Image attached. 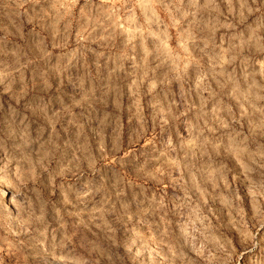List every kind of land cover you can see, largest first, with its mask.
Wrapping results in <instances>:
<instances>
[{
  "label": "clouds",
  "instance_id": "obj_1",
  "mask_svg": "<svg viewBox=\"0 0 264 264\" xmlns=\"http://www.w3.org/2000/svg\"><path fill=\"white\" fill-rule=\"evenodd\" d=\"M0 264H264V0H0Z\"/></svg>",
  "mask_w": 264,
  "mask_h": 264
}]
</instances>
